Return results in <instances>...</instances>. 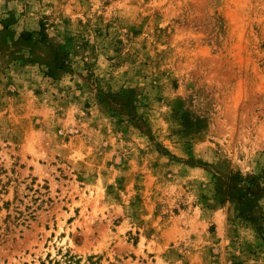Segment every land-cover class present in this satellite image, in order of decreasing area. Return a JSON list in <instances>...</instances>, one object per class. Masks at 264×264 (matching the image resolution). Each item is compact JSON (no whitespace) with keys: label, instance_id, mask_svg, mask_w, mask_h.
Instances as JSON below:
<instances>
[{"label":"rangeland","instance_id":"obj_1","mask_svg":"<svg viewBox=\"0 0 264 264\" xmlns=\"http://www.w3.org/2000/svg\"><path fill=\"white\" fill-rule=\"evenodd\" d=\"M264 264V0H0V264Z\"/></svg>","mask_w":264,"mask_h":264},{"label":"trees","instance_id":"obj_2","mask_svg":"<svg viewBox=\"0 0 264 264\" xmlns=\"http://www.w3.org/2000/svg\"><path fill=\"white\" fill-rule=\"evenodd\" d=\"M52 264V262H50ZM55 264H95V261H91V259H88V263L83 262L81 258H78L77 256H74L70 253L65 254L64 261H56Z\"/></svg>","mask_w":264,"mask_h":264}]
</instances>
